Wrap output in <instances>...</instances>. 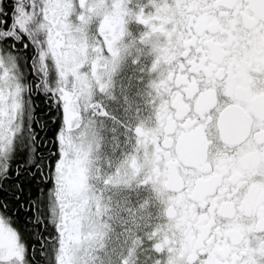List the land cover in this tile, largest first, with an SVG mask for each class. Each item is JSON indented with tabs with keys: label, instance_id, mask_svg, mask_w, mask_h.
I'll return each mask as SVG.
<instances>
[{
	"label": "snow or ice",
	"instance_id": "1",
	"mask_svg": "<svg viewBox=\"0 0 264 264\" xmlns=\"http://www.w3.org/2000/svg\"><path fill=\"white\" fill-rule=\"evenodd\" d=\"M0 264H264V0H0Z\"/></svg>",
	"mask_w": 264,
	"mask_h": 264
}]
</instances>
